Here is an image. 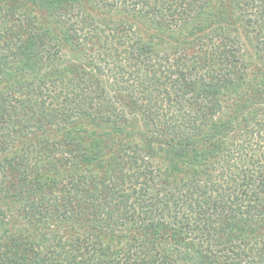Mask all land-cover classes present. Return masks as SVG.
I'll use <instances>...</instances> for the list:
<instances>
[{
    "label": "trees",
    "instance_id": "trees-1",
    "mask_svg": "<svg viewBox=\"0 0 264 264\" xmlns=\"http://www.w3.org/2000/svg\"><path fill=\"white\" fill-rule=\"evenodd\" d=\"M0 264H264V0H0Z\"/></svg>",
    "mask_w": 264,
    "mask_h": 264
},
{
    "label": "rangeland",
    "instance_id": "rangeland-1",
    "mask_svg": "<svg viewBox=\"0 0 264 264\" xmlns=\"http://www.w3.org/2000/svg\"><path fill=\"white\" fill-rule=\"evenodd\" d=\"M136 30H138V28H136ZM142 29L140 28V30H138L140 33H141V35H142V37L145 39V40H147L148 38H149V35H148V33H146L145 31H141ZM64 51V55H65V57L67 58V59H69L70 60V58L72 59V57H71V52L70 51H68V49L67 48H64L63 49ZM230 103V102H229ZM226 104H228V103H226ZM135 128H137V129H139V131L141 130L140 129V126L139 125H137ZM156 162H157V164H159V165H161V166H165V162H167V161H164V159H158V160H156Z\"/></svg>",
    "mask_w": 264,
    "mask_h": 264
}]
</instances>
